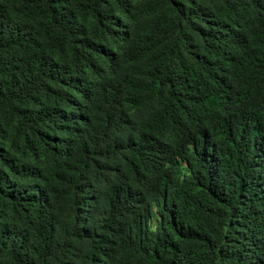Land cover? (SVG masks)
Listing matches in <instances>:
<instances>
[{
  "label": "trees",
  "instance_id": "obj_1",
  "mask_svg": "<svg viewBox=\"0 0 264 264\" xmlns=\"http://www.w3.org/2000/svg\"><path fill=\"white\" fill-rule=\"evenodd\" d=\"M0 264H264V0H0Z\"/></svg>",
  "mask_w": 264,
  "mask_h": 264
}]
</instances>
